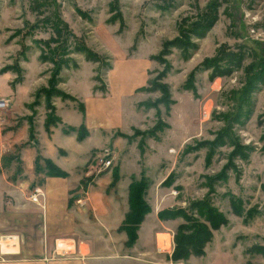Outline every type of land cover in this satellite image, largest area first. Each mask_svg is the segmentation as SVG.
I'll list each match as a JSON object with an SVG mask.
<instances>
[{"label":"rangeland","instance_id":"1","mask_svg":"<svg viewBox=\"0 0 264 264\" xmlns=\"http://www.w3.org/2000/svg\"><path fill=\"white\" fill-rule=\"evenodd\" d=\"M0 97L3 133L57 127L73 198L109 173L128 209L146 181L136 238L103 264H264V0H0ZM35 160L28 193L58 167ZM201 203L224 223L175 258L178 225L210 227Z\"/></svg>","mask_w":264,"mask_h":264},{"label":"crops","instance_id":"2","mask_svg":"<svg viewBox=\"0 0 264 264\" xmlns=\"http://www.w3.org/2000/svg\"><path fill=\"white\" fill-rule=\"evenodd\" d=\"M5 121L11 129L3 133L4 121L0 119V264H103L109 257L123 255L127 235L120 226L127 206L121 205L120 210L114 190H107L112 183L109 173L97 179L86 176L84 185L92 182L90 196L73 198L70 191L83 174L76 173L75 177V164L71 168L64 165L68 158L57 152L61 147L52 141L57 127L48 134L41 129V139L30 147L27 131L19 138L14 135L10 119ZM15 146L20 147L22 176L16 179L9 177L11 167L3 162V155L12 153ZM37 156L51 160L66 175L38 172L40 183L28 193L31 178L27 176L35 168ZM36 187L42 194L38 203L30 199Z\"/></svg>","mask_w":264,"mask_h":264},{"label":"trees","instance_id":"3","mask_svg":"<svg viewBox=\"0 0 264 264\" xmlns=\"http://www.w3.org/2000/svg\"><path fill=\"white\" fill-rule=\"evenodd\" d=\"M77 49V51L85 54L90 59H95V56L91 54L84 45L77 46ZM51 171L50 175H66V173L58 167L51 169ZM146 187L147 183L143 179L131 182L128 186V209L120 226V229L124 230L127 235L126 244L128 241L131 242L136 238V229L148 211V204L143 198ZM201 207L203 208L202 211L203 215L206 217V221L210 223V227L204 222L198 221H193L190 225H184L185 223L178 225L175 233V249L173 252L175 258L185 257L190 251L196 254L200 253L203 244L211 237V227L215 228L218 224L224 223V218L221 214L213 213L210 208L206 210L204 203H201ZM181 230L185 231L184 234L181 233Z\"/></svg>","mask_w":264,"mask_h":264},{"label":"built area","instance_id":"4","mask_svg":"<svg viewBox=\"0 0 264 264\" xmlns=\"http://www.w3.org/2000/svg\"><path fill=\"white\" fill-rule=\"evenodd\" d=\"M6 105H7L6 98L0 97V109L4 108ZM110 162H111L110 159H104V157H99L98 165L106 167L110 164ZM39 195H42L39 188H37V187L34 188L33 192H31V194H30L31 201H33L34 203H38V196ZM159 248L161 250V247H159Z\"/></svg>","mask_w":264,"mask_h":264},{"label":"bare ground","instance_id":"5","mask_svg":"<svg viewBox=\"0 0 264 264\" xmlns=\"http://www.w3.org/2000/svg\"><path fill=\"white\" fill-rule=\"evenodd\" d=\"M4 248V247H3Z\"/></svg>","mask_w":264,"mask_h":264}]
</instances>
